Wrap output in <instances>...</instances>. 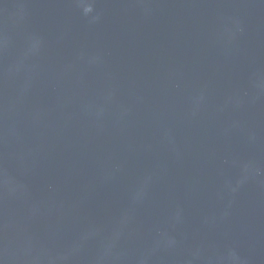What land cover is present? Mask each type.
Here are the masks:
<instances>
[{
	"label": "water",
	"instance_id": "obj_1",
	"mask_svg": "<svg viewBox=\"0 0 264 264\" xmlns=\"http://www.w3.org/2000/svg\"><path fill=\"white\" fill-rule=\"evenodd\" d=\"M0 264H264V0H0Z\"/></svg>",
	"mask_w": 264,
	"mask_h": 264
}]
</instances>
